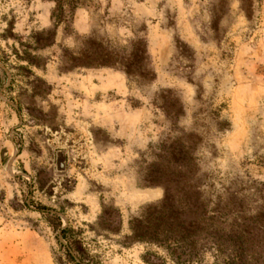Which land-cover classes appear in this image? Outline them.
Wrapping results in <instances>:
<instances>
[{
  "label": "rangeland",
  "instance_id": "1",
  "mask_svg": "<svg viewBox=\"0 0 264 264\" xmlns=\"http://www.w3.org/2000/svg\"><path fill=\"white\" fill-rule=\"evenodd\" d=\"M82 2L0 0V264H73L68 225L97 264L166 256L130 240L166 199L264 213V0Z\"/></svg>",
  "mask_w": 264,
  "mask_h": 264
},
{
  "label": "trees",
  "instance_id": "2",
  "mask_svg": "<svg viewBox=\"0 0 264 264\" xmlns=\"http://www.w3.org/2000/svg\"><path fill=\"white\" fill-rule=\"evenodd\" d=\"M45 1L53 3L50 16L56 23H67L75 9L83 3V0ZM7 56L0 49V63L7 65ZM114 57L111 52L104 53L96 57L95 61L97 65L110 66ZM125 69L127 72L129 67L125 66ZM192 187L191 185L190 193ZM191 197L189 195L182 202L179 212L173 200L171 205L169 199H166L161 209L169 211L172 208V213L162 215L161 211H157L142 221L130 222L131 241L149 243L166 250V256L156 251H144L140 255L144 264H167V260H170L172 264H255L258 262L255 259L258 249L264 252V213L240 217L238 221H232L227 228H222L218 225V216L213 212L214 210L212 214H208L204 207H199L196 200L192 201ZM185 211L189 218H182ZM140 223H144L143 226ZM59 232L65 241V245H60L73 264H97L101 261L102 255L92 252L84 244L80 230L68 225ZM207 243L210 245L208 246ZM206 254L212 257V262L204 261ZM260 264H264V257Z\"/></svg>",
  "mask_w": 264,
  "mask_h": 264
},
{
  "label": "water",
  "instance_id": "3",
  "mask_svg": "<svg viewBox=\"0 0 264 264\" xmlns=\"http://www.w3.org/2000/svg\"><path fill=\"white\" fill-rule=\"evenodd\" d=\"M65 159H66L65 151L64 150L57 151L55 155V170L57 172H62L65 170L66 168Z\"/></svg>",
  "mask_w": 264,
  "mask_h": 264
}]
</instances>
